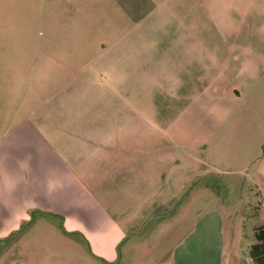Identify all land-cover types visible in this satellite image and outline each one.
Listing matches in <instances>:
<instances>
[{
  "label": "rangeland",
  "instance_id": "rangeland-1",
  "mask_svg": "<svg viewBox=\"0 0 264 264\" xmlns=\"http://www.w3.org/2000/svg\"><path fill=\"white\" fill-rule=\"evenodd\" d=\"M22 52L18 86L1 76V57ZM18 102L0 109V144L24 125L18 142L48 191L0 239V264H192L181 245L219 249V264H255L264 0H0V105ZM63 102L102 103L101 119L114 109L98 154L85 147L77 160L68 148L69 129L87 135L95 123L54 110ZM0 154V171L19 175L8 165L16 155ZM85 231L99 235L97 249L122 231L113 259ZM194 264L210 262L195 254Z\"/></svg>",
  "mask_w": 264,
  "mask_h": 264
},
{
  "label": "crops",
  "instance_id": "crops-1",
  "mask_svg": "<svg viewBox=\"0 0 264 264\" xmlns=\"http://www.w3.org/2000/svg\"><path fill=\"white\" fill-rule=\"evenodd\" d=\"M137 4H142V1H139L135 4L134 7H137ZM139 8L145 9L143 6H140ZM140 13H147L145 10H140ZM143 15V14H142ZM125 46H131L133 45V39L125 40ZM122 45V44H120ZM2 56V55H1ZM23 52L20 55V57L12 56V54H9L8 56L4 55V57H1V76L4 78L11 79L13 83H16V85L19 86V78L21 77V73L23 71ZM104 68V74L106 73V66L103 65ZM20 75V76H19ZM14 109V106H18L17 109H21L24 107V104L21 102H18L17 104H10V103H1L0 109H8V108ZM110 105H107V109L104 112V119H101V112L100 109L105 108L104 104L99 103V105L96 103L92 104H84V103H70V102H63V103H56L54 106V110H66V111H79L81 113L83 121L94 120L91 123H95L101 127H103L102 130H99L98 128H95V124L93 129L91 130V134H84L80 130H75V132L71 129H69L66 132V136L71 139L69 149L72 150V152L78 153L77 160L82 159L83 156L82 152H79L81 149L88 147L89 152L92 156L98 154V149H102L103 145L102 142L99 140V142L95 143V138L99 134H107L110 135V133L113 131L114 127L113 125H110L111 123H114V109L109 107ZM70 116L72 114L70 113ZM106 117L109 118L106 120ZM67 120H64L62 122H66ZM24 125H20L16 131H12V134H7L4 136V138L9 143H17L19 140L20 143L23 142L25 138V127ZM114 136V135H113ZM112 136V137H113ZM5 139L2 141L0 145H2L5 142ZM107 142L109 141V138L106 139ZM3 145L0 146L1 152H7L9 155H16L15 160H9L8 165L11 167H14L16 165H20L17 168H13L12 170H15L19 175H6L4 171H0V239L3 238V236H6L9 231H13L15 227H17V222L20 220L21 215H25L27 210H29L27 207H31L36 204L35 199L37 196L40 195V198L45 196L48 191L47 189H40L38 188L36 183L38 181V170L35 166V162H31L32 153L30 150L25 151L22 146L19 144H12L9 145ZM102 145V146H100ZM73 149H77L74 151ZM29 156V158H26L23 160V156ZM1 158H3V154H0ZM7 156V157H8ZM81 156V157H80ZM76 160V161H77ZM64 174H68L66 171H63ZM2 178H6V181L2 182ZM24 201L22 203L21 208H17L18 201L21 203V201ZM39 207H43L42 203ZM47 205V204H46ZM44 205V207L46 206ZM56 208V207H55ZM100 218L103 220H107L106 217H108V220L110 219L106 211L100 210ZM86 232V231H85ZM122 231H117L116 233L112 234L111 239H109L107 245L105 247H102V249H97L93 242V236H99L94 233H90L89 231L85 233L86 237L90 240V243L92 245V248L95 253L107 258V259H113V255L115 254V246L118 243L119 238L122 235ZM102 236V235H101ZM187 237L194 238L191 233ZM252 244V243H251ZM250 244V245H251ZM249 245V246H250ZM180 250L184 253H193V262L195 261V254H197V258L200 261L206 262L209 261L210 264H219L220 262V254L219 249L212 248H205L203 250L200 249L199 246L197 247H189L187 245H181ZM172 253V251H171ZM199 254V255H198ZM248 254H249V247H248ZM250 256V255H249ZM252 260V259H251ZM245 264H250L247 259L244 260ZM253 262V261H252ZM255 263V262H254ZM178 264H191L190 262L186 261V258L184 256H181L178 258ZM256 264V263H255Z\"/></svg>",
  "mask_w": 264,
  "mask_h": 264
},
{
  "label": "trees",
  "instance_id": "trees-1",
  "mask_svg": "<svg viewBox=\"0 0 264 264\" xmlns=\"http://www.w3.org/2000/svg\"><path fill=\"white\" fill-rule=\"evenodd\" d=\"M256 241L249 246V255L256 264H264V226L255 229Z\"/></svg>",
  "mask_w": 264,
  "mask_h": 264
}]
</instances>
